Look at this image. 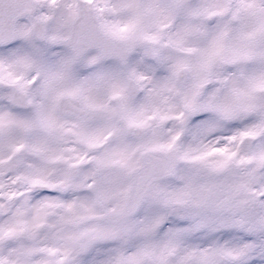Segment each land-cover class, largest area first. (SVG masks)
<instances>
[{"label":"snow or ice","instance_id":"6c2138e0","mask_svg":"<svg viewBox=\"0 0 264 264\" xmlns=\"http://www.w3.org/2000/svg\"><path fill=\"white\" fill-rule=\"evenodd\" d=\"M0 264H264V0H0Z\"/></svg>","mask_w":264,"mask_h":264}]
</instances>
